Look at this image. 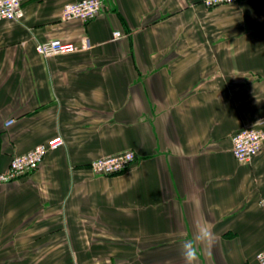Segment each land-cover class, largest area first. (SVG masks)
I'll list each match as a JSON object with an SVG mask.
<instances>
[{
    "label": "crops",
    "instance_id": "0c3cea01",
    "mask_svg": "<svg viewBox=\"0 0 264 264\" xmlns=\"http://www.w3.org/2000/svg\"><path fill=\"white\" fill-rule=\"evenodd\" d=\"M70 1L0 20V172L64 138L0 183V264H187L188 242L192 264H260L264 143L241 162L232 137L264 128V0H103L89 21L63 18ZM84 36L87 50L36 49ZM129 149L127 169H91Z\"/></svg>",
    "mask_w": 264,
    "mask_h": 264
},
{
    "label": "built area",
    "instance_id": "2783aa9c",
    "mask_svg": "<svg viewBox=\"0 0 264 264\" xmlns=\"http://www.w3.org/2000/svg\"><path fill=\"white\" fill-rule=\"evenodd\" d=\"M26 0H0V20H21L24 16V3ZM207 8H212L221 3L238 0H201ZM103 5V0H77L66 2L63 7L64 19L78 18L89 21L95 18ZM121 33L115 31L114 35ZM92 42L88 36H84L77 42L64 41L60 38H51L40 41L36 45L37 51L45 57L53 55L70 54L91 48ZM14 118L6 121V125L13 124ZM232 153L241 162H250L259 153L264 143V128L256 125H247L238 130L232 137ZM64 144L61 135H55L38 143L26 152L14 155L8 167L0 172V183L8 182L23 176L38 168L46 154ZM136 160L134 150H125L112 155L100 156L91 161L93 172L99 174H114L127 169ZM260 203L264 205V197ZM257 259L264 264V250L258 252Z\"/></svg>",
    "mask_w": 264,
    "mask_h": 264
},
{
    "label": "clouds",
    "instance_id": "9594fccd",
    "mask_svg": "<svg viewBox=\"0 0 264 264\" xmlns=\"http://www.w3.org/2000/svg\"><path fill=\"white\" fill-rule=\"evenodd\" d=\"M210 233L207 230H202L198 237L201 241H206L209 239ZM191 242H188L184 246V255L187 261V264H192V261L195 259V250L191 248Z\"/></svg>",
    "mask_w": 264,
    "mask_h": 264
},
{
    "label": "trees",
    "instance_id": "16d2710c",
    "mask_svg": "<svg viewBox=\"0 0 264 264\" xmlns=\"http://www.w3.org/2000/svg\"><path fill=\"white\" fill-rule=\"evenodd\" d=\"M13 156H14V155H13ZM13 156H12V157H13ZM12 157H11V158H12ZM11 158H10V160H11Z\"/></svg>",
    "mask_w": 264,
    "mask_h": 264
}]
</instances>
